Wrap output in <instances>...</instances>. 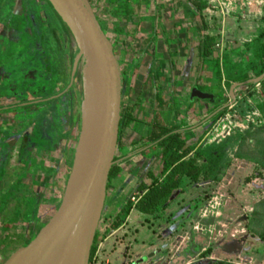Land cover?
<instances>
[{
	"label": "rangeland",
	"instance_id": "374dc122",
	"mask_svg": "<svg viewBox=\"0 0 264 264\" xmlns=\"http://www.w3.org/2000/svg\"><path fill=\"white\" fill-rule=\"evenodd\" d=\"M90 1L123 66L124 109L135 104L144 80L149 79V67L155 64L156 68L160 65L161 74L166 72L171 78L172 89L181 84L183 94L189 84L196 86L201 81L211 89L210 95L202 94L203 99L221 102L222 94L229 97L224 115L209 119L216 109L207 110L205 118H196L192 124L198 125L194 138L187 134L189 131L183 133L188 145L195 149L215 143L213 136L207 135L220 118L242 126V133H254L264 126V85L236 89L237 100L233 104L232 86L229 87L236 77L256 64L258 40L264 32V0H195L206 5L197 14L186 0H143L146 8L142 17L133 18L130 25L124 12L111 0ZM33 4L34 0H0V95L7 97L3 102L17 98L30 101L52 94L54 76L46 70L47 65L54 67L57 83L60 84V75L69 80L71 37L49 25H60L49 7H42L40 0ZM239 31L243 34L236 37ZM207 32L213 34L218 47L213 59L198 60L200 37ZM162 52L168 53L167 60L154 57ZM195 63L200 66L193 72ZM62 66L63 72L58 73ZM251 76L254 77L253 72ZM64 87H55L53 94L60 89L62 92ZM73 89L54 101L53 110H47L46 105L29 109L28 123L37 121L42 125L36 133L28 129V150L23 159L17 161L19 144L12 143L14 150L8 154L5 173L0 176V264L36 238L62 200L80 132L79 78ZM193 95L201 94L194 91ZM188 99L189 96L185 101ZM254 113V122L248 123L246 117ZM141 135L135 129L122 131L116 159L123 171L108 190L93 264H104L121 244L128 245L123 254V250L117 252L123 264H264V243L254 232L264 230V169L235 157L234 151H229L230 165L218 181L194 183L186 179L183 192L163 212L136 222L131 214L123 213L128 198L133 201L139 197L137 189L147 174L160 175L163 168L160 152L148 148ZM255 142L253 137L247 138L251 149ZM188 159H196V154ZM196 162L205 167L204 161ZM52 166L54 171L58 167L59 181V199L54 203L52 186L56 188L57 179L50 180ZM33 170L40 176L33 178ZM23 173L28 187L7 197L8 190ZM34 186L42 190L35 191ZM37 211L39 219L32 220L31 215ZM118 216L124 223L113 230ZM134 243L138 244L135 250Z\"/></svg>",
	"mask_w": 264,
	"mask_h": 264
},
{
	"label": "water",
	"instance_id": "95a60500",
	"mask_svg": "<svg viewBox=\"0 0 264 264\" xmlns=\"http://www.w3.org/2000/svg\"><path fill=\"white\" fill-rule=\"evenodd\" d=\"M46 1L70 34L72 48L74 45L71 83L59 97L73 87L81 73L80 132L56 212L36 238L4 264H90L108 199L110 174L116 165L125 76L115 46L90 0ZM263 81L264 74L232 85L231 103L237 100L236 89Z\"/></svg>",
	"mask_w": 264,
	"mask_h": 264
},
{
	"label": "trees",
	"instance_id": "16d2710c",
	"mask_svg": "<svg viewBox=\"0 0 264 264\" xmlns=\"http://www.w3.org/2000/svg\"><path fill=\"white\" fill-rule=\"evenodd\" d=\"M186 2L190 4L195 12L201 13L206 9V5H201L195 0H186ZM111 3H116V0H112ZM258 42L259 45L255 58L256 64L251 67L249 72L236 77L232 84H245L264 74V32L260 34ZM215 47V37L206 36L203 43V59L210 58ZM252 72L254 73V77L251 76ZM232 84H229V87ZM261 85H264V81ZM254 86L250 85L248 88ZM222 97V101L217 105L215 112L212 114L215 115L220 111L215 116L217 118L226 113L227 109H222L229 102L227 95L222 94ZM122 108L119 146L123 129L129 128L135 122L133 109L128 107L126 109ZM248 137H253L256 141L252 149L247 145ZM148 141L159 149V157L163 162V168L160 175L149 172L146 179L141 182L137 189L139 194V197L136 199L137 203H134L130 197L128 198L123 209V213L126 216H129L134 208L141 214L149 217L163 212L170 207L174 198L183 192V185L186 179L194 183L200 180L218 181L221 172L230 165L231 157L229 151H234L235 157L257 164L264 169V126L256 129L254 133L250 131L246 133L236 132L220 143L215 142L204 148L195 149L188 145L184 139L181 127L175 126L169 128L153 124L149 130ZM193 153L196 154V159H188ZM197 159L205 162L204 168L197 164ZM117 162L118 160L116 159V165L110 174L109 188L112 186V181L116 180L123 171ZM123 223L124 219L118 216L112 229L118 230ZM254 232L258 234L264 243V230L262 232L258 230ZM99 238L100 232L98 230L91 253L90 264L94 263Z\"/></svg>",
	"mask_w": 264,
	"mask_h": 264
},
{
	"label": "crops",
	"instance_id": "0c3cea01",
	"mask_svg": "<svg viewBox=\"0 0 264 264\" xmlns=\"http://www.w3.org/2000/svg\"><path fill=\"white\" fill-rule=\"evenodd\" d=\"M112 1V0H111ZM129 1V2H128ZM117 4L114 3L117 8L119 7L122 12H124V18L128 21V24L131 23L133 18L142 17L144 8L146 6L143 3V0H116ZM122 4V5H121ZM132 4V5H130ZM193 10V9H192ZM194 11V10H193ZM121 12V13H122ZM195 12V11H194ZM196 14L198 12H195ZM123 16H121L122 18ZM207 22V21H206ZM130 25V24H129ZM236 37L243 34L242 31L236 32ZM206 36L214 37L211 32H207L205 36L200 37L199 48H198V60L203 59V43ZM152 42V41H151ZM150 42L148 43V45ZM218 47V45H216ZM209 59H213V55L215 53V49ZM155 50V49H154ZM167 52L155 53L154 57L161 58L163 60H167ZM171 58V56H169ZM205 62V61H204ZM165 64V63H164ZM172 64V63H171ZM200 66L199 63H195L193 67V72L198 70L197 68ZM161 67H155V64L150 65L148 70L149 79H145L146 82V90L145 85L141 86L139 95L135 104L128 108L133 109L135 122L129 127L130 130L135 129L138 132H141V140L146 142L145 144H149L148 148H155L154 150L158 154L159 149L155 145L150 144L148 141V134L151 125L158 124L163 127H181V131L184 133L186 131L189 134L190 138H194L198 129L196 127L198 125H192L196 118L202 120L207 116V110L214 109L220 102H215L211 100L203 99V95H210L211 89L205 87L203 83H198L196 86H192L189 84V88H186V94L184 93V89L181 90V84L177 86L171 87V78L167 76V73H160ZM204 77V76H201ZM183 81V80H182ZM178 84V82H177ZM236 83H233V85ZM171 87V90H169ZM194 91H199L200 96H194ZM154 94V95H153ZM203 94V95H202ZM183 96V97H182ZM189 96L188 101H185ZM185 102L187 106H185ZM205 102V103H204ZM183 105V106H182ZM185 110V111H184ZM214 115L208 117L212 119ZM206 120V119H205ZM208 120V119H207ZM206 120V121H207ZM186 123L189 128H186ZM155 153V154H156ZM21 160V157H17V161ZM149 217V216H148ZM142 218H146L144 214L138 212L135 208L131 212V219L133 222L136 220H141ZM135 224V223H134ZM139 228V227H137ZM136 228V229H137ZM135 238V237H134ZM133 250L137 248L138 244L134 243ZM128 245L121 244L115 253H111L108 257H106V262L104 264H123L120 255L117 254L118 251L126 252V248ZM125 257V256H124ZM125 264V263H124ZM127 264V263H126Z\"/></svg>",
	"mask_w": 264,
	"mask_h": 264
},
{
	"label": "flooded vegetation",
	"instance_id": "af4514ba",
	"mask_svg": "<svg viewBox=\"0 0 264 264\" xmlns=\"http://www.w3.org/2000/svg\"><path fill=\"white\" fill-rule=\"evenodd\" d=\"M40 1L42 3V7H44L46 5L47 7L50 8L52 15L54 16V18H56V20L58 21V24H60V25H58L59 28L55 27L56 25L53 27L50 23H49V25L52 28L63 31L65 34H69L68 31L66 30V28L64 27V25L62 24V22L58 19V17L56 16L54 11L52 10L49 3L46 0H40ZM34 4H35V0H34ZM48 22H49V20H48ZM60 26H62V27H60ZM69 36H70V34H69ZM40 50H41V48H40ZM72 52H73V48H72ZM40 53L42 56H45V54H43L42 51H40ZM71 61H72V55H71ZM63 62H64V58H63ZM45 67H46V70L50 74L52 73V76H54L53 77L54 79L52 82V89L50 92L52 94H50L44 98H36V99L31 98L30 101L18 99L17 97H15L17 99H15L14 102L10 101V100H9V102H3L2 100L4 99V97L5 98H7V97L4 95H0V176L3 173H5L4 165H6L5 163L7 162L8 154H10L11 151L14 150L12 143L15 141L16 142L15 146H16L17 141H18L19 150H17L18 152L17 151L16 152L18 154V157L20 156L21 159H23L25 157V154L27 153V150H28V143H29L28 129H30L32 132H35V133L40 130V125H42V124L37 123V121H35L33 123H31V122L28 123L29 109L36 108V107H42V106L46 105L48 107V108H46L47 110H49V109L53 110L54 109V101L61 98V97H59V94H60L59 92H61V89H60V91L56 92L55 94H53V92H52L53 89H55V87L59 88L60 84L62 86L65 85V87L62 89V92H61V93H63L64 91H66L68 89V87L71 83V67H70V74H69V80L68 81H67V76L64 77V75L59 74L61 76V80H59L60 84L55 81L54 67H50L48 65ZM62 68H63V66L60 68L58 73L62 71ZM75 83H76V81H75ZM73 87H74V85H73ZM73 87L66 94L72 92ZM20 90L23 92L22 89H20ZM66 94L64 96H66ZM80 104H81V101H80ZM80 124H81V111H80ZM48 143H49V141H47V144ZM15 146H14V148H15ZM51 170H52V175L50 177L51 182H53L55 180V178L57 179L56 188L54 189V184L52 186V199H51V201H52V203H54V201L58 202V199H59V192H58L59 191L58 190V188H59L58 182L59 181H58V176H57V171H56V170H58V167L54 171V168L52 166ZM32 172H33V178L40 176L37 174L36 170H33ZM24 173H25V170H24ZM24 173L21 177L17 178L16 183H14L13 186L10 187V189L8 190L9 194L7 195V197L14 192L22 191V189H24L25 187L26 188L28 187L27 181L25 182ZM46 184L47 183L44 181V185H46ZM34 187H35L34 188L35 191H41L42 190V187H39V186H34ZM44 188L45 187H43V189ZM4 197H6V195ZM34 203L36 204V202H34ZM25 216H26V222L25 223L27 224V220H28L27 215H25ZM39 217L40 216L38 215V211H37V213H35V215L34 214L31 215L32 220L33 219L38 220ZM26 230H27V226H26Z\"/></svg>",
	"mask_w": 264,
	"mask_h": 264
},
{
	"label": "built area",
	"instance_id": "2783aa9c",
	"mask_svg": "<svg viewBox=\"0 0 264 264\" xmlns=\"http://www.w3.org/2000/svg\"><path fill=\"white\" fill-rule=\"evenodd\" d=\"M231 107V105H230ZM233 107H231L230 109H232ZM257 114L254 113L253 115H248L246 118L248 123H252L254 122V119L252 120V116H256ZM225 118H220L214 125L212 130L209 132V134L207 135L208 138L212 135L213 138L215 139L214 141L217 143H220L224 140H226L227 138L231 137L234 133L236 132H242L241 130H243L244 128L242 126L239 125H235V122L232 121L231 119H226ZM133 201H136V199H133Z\"/></svg>",
	"mask_w": 264,
	"mask_h": 264
},
{
	"label": "bare ground",
	"instance_id": "6f19581e",
	"mask_svg": "<svg viewBox=\"0 0 264 264\" xmlns=\"http://www.w3.org/2000/svg\"><path fill=\"white\" fill-rule=\"evenodd\" d=\"M73 49H74V45H73ZM80 77H81V73L79 74V79H80ZM72 90H74V89H72ZM75 93V92H74ZM74 97H75V95H74ZM76 101H77V99H76ZM76 104V103H75ZM78 105V104H77ZM62 185H63V183H62Z\"/></svg>",
	"mask_w": 264,
	"mask_h": 264
}]
</instances>
